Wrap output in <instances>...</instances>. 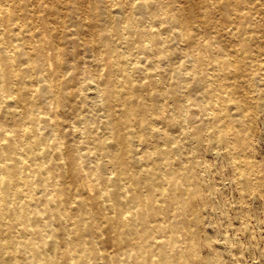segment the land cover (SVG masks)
I'll list each match as a JSON object with an SVG mask.
<instances>
[{"label": "bare ground", "instance_id": "obj_1", "mask_svg": "<svg viewBox=\"0 0 264 264\" xmlns=\"http://www.w3.org/2000/svg\"><path fill=\"white\" fill-rule=\"evenodd\" d=\"M252 83L264 0H0V264H219L187 141L254 185Z\"/></svg>", "mask_w": 264, "mask_h": 264}, {"label": "rangeland", "instance_id": "obj_2", "mask_svg": "<svg viewBox=\"0 0 264 264\" xmlns=\"http://www.w3.org/2000/svg\"><path fill=\"white\" fill-rule=\"evenodd\" d=\"M246 90L252 95L250 104L258 116L251 156L257 167L252 176L254 185L240 186L226 142L205 138L201 151H196V141H187L190 155L198 156L197 171L201 176L199 220L193 221L199 233L196 249L203 257L215 254L219 264H264V107L259 106L262 100L253 93V83ZM202 116L198 112V118ZM178 231L181 239H187L183 231Z\"/></svg>", "mask_w": 264, "mask_h": 264}]
</instances>
